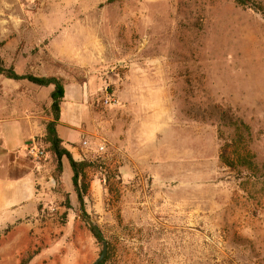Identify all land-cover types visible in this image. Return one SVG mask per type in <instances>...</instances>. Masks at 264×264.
Returning a JSON list of instances; mask_svg holds the SVG:
<instances>
[{
    "label": "rangeland",
    "instance_id": "374dc122",
    "mask_svg": "<svg viewBox=\"0 0 264 264\" xmlns=\"http://www.w3.org/2000/svg\"><path fill=\"white\" fill-rule=\"evenodd\" d=\"M252 3L0 0L4 65L62 79L56 128L91 163L76 191L68 165L54 181L44 131L41 158L27 144L16 165L31 193L0 204V264H94L102 243L82 212L104 264H264V0ZM51 91L0 76V127L45 130ZM232 144L243 159L229 168Z\"/></svg>",
    "mask_w": 264,
    "mask_h": 264
},
{
    "label": "trees",
    "instance_id": "16d2710c",
    "mask_svg": "<svg viewBox=\"0 0 264 264\" xmlns=\"http://www.w3.org/2000/svg\"><path fill=\"white\" fill-rule=\"evenodd\" d=\"M233 2L241 7L246 9H253L254 4L252 3V0H233ZM261 14L264 15V12L260 10ZM1 47V45H0ZM0 76L14 82H20L25 81L29 84H32L34 86L40 87V88H52V91L49 95L50 99V105H49V111L51 114V121H49L45 125L44 135L41 138L40 142L45 145V154L50 157L52 165L54 167V173H53V179L56 182V184L59 182V177L62 174L63 170V160H66L71 173L72 178L71 182L73 187L76 191H79V188L83 186V183L85 182L86 176H85V170L89 167H91V163L88 161H75L69 151L64 147L63 141L58 136V133L56 131V126L58 125L59 119H60V113H61V104L64 99V84L62 79L54 76L50 77H37L30 74L26 75H18L15 73L13 68L6 67L0 57ZM232 149V153L228 152V147L223 149V153L220 157L222 163L229 168H233L235 164L238 163V161H241L243 158V154H238V151L236 150V146L232 144L230 148ZM243 163V162H242ZM79 193V192H78ZM78 203L80 205L81 210H83V202L81 197H79ZM82 222L87 227L89 233L93 237V239L96 242H103L102 235L98 229V227L95 224H92L88 217L84 212H82ZM105 260L100 262L99 264H104Z\"/></svg>",
    "mask_w": 264,
    "mask_h": 264
},
{
    "label": "crops",
    "instance_id": "0c3cea01",
    "mask_svg": "<svg viewBox=\"0 0 264 264\" xmlns=\"http://www.w3.org/2000/svg\"><path fill=\"white\" fill-rule=\"evenodd\" d=\"M77 117L80 118V115H77ZM24 124L25 126L17 125L11 127H0V195L3 196L0 204L2 206H5L9 202L19 200L22 196H24V193L26 194V191L28 192V195L31 193V177L29 174L24 173L23 170L16 165L18 159L17 157H20L25 147L30 142L32 145H36L33 138L41 137L44 129L43 127H36V125L33 124V121H28ZM80 125L78 127H80ZM57 128L56 131L58 136L63 141L64 146L67 147L66 137H62ZM66 165L68 164L63 165V174L66 169ZM10 169H13V171L17 170L21 175L8 179L7 173ZM23 190L26 191L23 192ZM1 191L3 193H1Z\"/></svg>",
    "mask_w": 264,
    "mask_h": 264
},
{
    "label": "built area",
    "instance_id": "2783aa9c",
    "mask_svg": "<svg viewBox=\"0 0 264 264\" xmlns=\"http://www.w3.org/2000/svg\"><path fill=\"white\" fill-rule=\"evenodd\" d=\"M106 104H112V101H106ZM102 149L103 148H99L100 151H102ZM29 155L33 156L35 160H38L44 155V152L37 148L35 144H33V147L29 151Z\"/></svg>",
    "mask_w": 264,
    "mask_h": 264
},
{
    "label": "water",
    "instance_id": "95a60500",
    "mask_svg": "<svg viewBox=\"0 0 264 264\" xmlns=\"http://www.w3.org/2000/svg\"><path fill=\"white\" fill-rule=\"evenodd\" d=\"M106 253H107V243L103 241L101 254L98 257V259L94 262V264H99L100 262H102L104 258L106 257Z\"/></svg>",
    "mask_w": 264,
    "mask_h": 264
}]
</instances>
